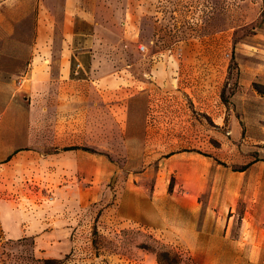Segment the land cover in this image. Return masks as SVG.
I'll use <instances>...</instances> for the list:
<instances>
[{"label":"rangeland","instance_id":"rangeland-1","mask_svg":"<svg viewBox=\"0 0 264 264\" xmlns=\"http://www.w3.org/2000/svg\"><path fill=\"white\" fill-rule=\"evenodd\" d=\"M68 1L0 0V119L38 48H62ZM72 1L99 24L62 80L103 95L91 128L45 118L87 155L0 161V264H264V0Z\"/></svg>","mask_w":264,"mask_h":264},{"label":"crops","instance_id":"crops-1","mask_svg":"<svg viewBox=\"0 0 264 264\" xmlns=\"http://www.w3.org/2000/svg\"><path fill=\"white\" fill-rule=\"evenodd\" d=\"M98 24L99 22L96 21L94 13L85 4H78V2L72 0L66 2L62 19L64 32L62 48L59 49L57 55L52 50L46 51L44 47L38 48L33 60L29 63L30 69L26 75L27 81L23 91L21 93L16 91L13 94V98L10 100L16 104L13 103L12 106L8 107L0 119V161L8 159L7 162L10 163L7 164L10 168H18L15 166L16 162L22 158H36L38 163L40 160L43 161L45 159L44 154L48 152L46 148L49 144L56 146L61 144L62 147L56 148H63L60 151H52V157L56 159L57 157L66 159L68 156H72L79 160L87 155L85 149L88 148L81 145L85 144V141H68L67 135L58 131V134L53 137L49 135V129L46 127L48 120H46L45 114L52 107L63 106V110L67 109L70 115L68 117L70 133L73 128L74 130L77 129V124L72 123L77 114H81V120L84 119L89 123L90 128L92 127V106L93 103H97V100L93 102L94 92L98 94L99 91L101 96L103 95L104 86L99 84L101 76L94 78L91 76L77 77L79 81H65L62 78H72L71 74L75 70L73 66L74 57L79 60L78 55L84 57L88 51H91L85 49L86 45L82 46L83 41L78 35H92ZM83 26H88V28L85 29ZM76 37L78 40H75ZM90 46H94L93 40ZM75 50L79 51L76 52ZM49 56L54 64L47 62ZM78 66L81 67V71L87 73L86 67L82 66L81 62ZM92 68H95V66H92ZM102 128H100L101 134L103 130L105 135L108 134V129ZM70 135L68 136L69 140ZM77 163L76 159L74 161L71 159L64 161V165L69 167L78 168ZM16 214L11 217L6 209L2 213L3 225L9 236H23L28 232L21 225V215ZM50 224H52V221H46L44 230L54 233L51 228H46ZM39 240L40 244L45 246L46 237L41 235ZM260 247H263V245L260 244ZM252 259L249 257L247 260L245 259V262L252 264Z\"/></svg>","mask_w":264,"mask_h":264},{"label":"trees","instance_id":"trees-1","mask_svg":"<svg viewBox=\"0 0 264 264\" xmlns=\"http://www.w3.org/2000/svg\"><path fill=\"white\" fill-rule=\"evenodd\" d=\"M85 148H87V146H85ZM240 169H243V168H240Z\"/></svg>","mask_w":264,"mask_h":264}]
</instances>
